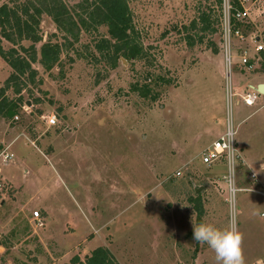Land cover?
Masks as SVG:
<instances>
[{
  "label": "rangeland",
  "instance_id": "rangeland-1",
  "mask_svg": "<svg viewBox=\"0 0 264 264\" xmlns=\"http://www.w3.org/2000/svg\"><path fill=\"white\" fill-rule=\"evenodd\" d=\"M61 1L72 10L80 0ZM127 1L144 60L118 59L109 69L93 49L106 36L100 26L81 31L76 43L63 47L51 70L31 64L36 75L22 77L20 95L5 92L11 100L20 98L21 106L16 120L0 118V152L11 154L0 161V264H65L73 256L83 261L100 246L118 264H217L207 244L192 240L196 223L189 200L196 195L201 223L223 229L234 214L245 264H264V172L250 162L256 160L253 149L248 164L239 149L233 179L241 191L233 211L224 167L199 162L200 152L224 130L227 68L218 9L212 0ZM249 1L255 2L253 9L262 2ZM206 8L212 10L215 32L186 47L182 26ZM253 9L238 23L242 38L230 37L231 84L241 94L264 75V61L252 50L253 39L264 41V20ZM36 33L41 38L36 51L45 41L65 45L44 14ZM208 41L216 54L206 47ZM29 45L16 41L13 48L23 55L18 46ZM242 51L250 67L239 65ZM9 73L0 59V86ZM143 84L156 94L154 101L131 90ZM261 102L264 97L255 103ZM253 109L232 108L237 148L241 136L247 143L254 131L259 114L241 121ZM48 116L55 117L51 127L45 125ZM32 211H38L41 225Z\"/></svg>",
  "mask_w": 264,
  "mask_h": 264
},
{
  "label": "trees",
  "instance_id": "trees-1",
  "mask_svg": "<svg viewBox=\"0 0 264 264\" xmlns=\"http://www.w3.org/2000/svg\"><path fill=\"white\" fill-rule=\"evenodd\" d=\"M207 1V0H203ZM218 9L219 34L221 19V0H212ZM8 5H0V59L9 68L10 73L0 87V118L11 120L21 106V99L11 100L5 96L7 90L13 94L20 95V80L26 77L33 80L36 75L31 64L38 63L44 71L51 70L59 64V56L63 47H71L76 43L81 31H97L98 27L105 29L106 36H100L93 44L94 51L98 54V60H104L109 69L115 67L116 61L144 60L145 52L138 42V36L132 23V14L127 0H80L74 5L78 8L75 12L68 9L61 0H11ZM231 13L234 9H240L235 0H231ZM207 12L198 14L196 19L191 20L187 26H182L184 42L186 47H193L194 43H201L204 33L215 32L209 23L210 8ZM50 18L55 29L62 35L65 45L45 41L40 44L36 51L34 44L41 41L36 33L38 18L42 15ZM233 28H238V22L231 19ZM194 34H191L193 33ZM197 33H200L198 36ZM29 40L30 45L26 48L18 46L23 55H20L15 48L16 41ZM12 45L11 48L4 49L2 43ZM206 47L213 54L217 53V48L213 42H206ZM260 59H264V53H260ZM250 65V64H248ZM264 68V64H262ZM159 81L161 79H158ZM150 81V80H149ZM163 81V80H162ZM132 91H136L142 98L155 100L154 94L148 84L133 85ZM192 203L195 223H201L203 210L199 195L189 200ZM65 264H118L107 248L100 246L94 248L88 255L80 261L77 256L70 258Z\"/></svg>",
  "mask_w": 264,
  "mask_h": 264
},
{
  "label": "built area",
  "instance_id": "built-area-1",
  "mask_svg": "<svg viewBox=\"0 0 264 264\" xmlns=\"http://www.w3.org/2000/svg\"><path fill=\"white\" fill-rule=\"evenodd\" d=\"M239 6L238 9H234L231 13L230 0H221V19H220V39H221V48L224 53V58L226 62L227 71L224 76V130L218 135L207 147H205L200 152L199 162L204 166H211L215 164H221L224 167V176L223 179L227 184L228 188V203L231 211L234 210V196L235 193L241 191V189L235 188L234 185V171L236 163L241 159L238 148L235 144V134L237 125L233 123L232 117V108L239 104L247 108L254 107L257 99L262 95L258 93L254 87L250 85H245V93H237L234 87L231 84V71H230V37L234 36L241 39V34L239 28H233L231 24V19L240 23L243 19L248 18V10L255 5V2H250L249 0H235ZM257 1V0H256ZM249 2V7H246V3ZM259 7V8H258ZM255 7L253 12L257 14L262 20H264V0H262L261 5ZM254 51L255 53H264V42H258L253 39ZM246 52L242 51L240 56V66H245L247 64L245 58ZM260 59V58H258ZM264 61V59H263ZM248 67L250 65L247 64ZM14 120L17 119L16 116L13 117ZM55 117L48 116L46 117L45 125L51 127L55 124ZM11 158V154L6 151L0 152V161L5 162ZM180 173L177 172L176 176ZM231 176V184L226 179ZM250 178L255 179L254 175H250ZM1 188V185H0ZM31 217L35 219L36 225H41L38 211H32ZM260 264V263H255Z\"/></svg>",
  "mask_w": 264,
  "mask_h": 264
},
{
  "label": "clouds",
  "instance_id": "clouds-1",
  "mask_svg": "<svg viewBox=\"0 0 264 264\" xmlns=\"http://www.w3.org/2000/svg\"><path fill=\"white\" fill-rule=\"evenodd\" d=\"M231 184V176L226 178ZM192 240L207 244L215 253L217 264H245L243 235L236 227V216L230 213L228 225L218 229L211 224H192Z\"/></svg>",
  "mask_w": 264,
  "mask_h": 264
},
{
  "label": "crops",
  "instance_id": "crops-1",
  "mask_svg": "<svg viewBox=\"0 0 264 264\" xmlns=\"http://www.w3.org/2000/svg\"><path fill=\"white\" fill-rule=\"evenodd\" d=\"M257 21H254L253 19H252V24L254 25L255 23H256ZM255 40L256 41H258V42H264V41H262L260 38H258V37H256L255 38ZM253 50V53L255 54V57H257V58H259L260 57V53L259 54H257V53H255V51H254V48L252 49ZM260 60H262V59H260ZM259 78H261L260 80H259ZM250 84H246V85H252V86H256V85H258V84H253L252 82H249ZM257 83H260V84H264V75H262V76H260V77H258V81H257ZM1 84V83H0ZM2 86V85H1ZM0 86V87H1ZM261 97H264V95H261L259 98H261ZM255 107H257L256 109H255ZM252 108H254L253 110H252V113H250L247 117H245L244 119H242L241 121H247L250 117H251V115H253V114H259L258 116V118L257 119H255V120H253V121H256V123H254V124H252V126L254 127V125H256L255 127H254V131H252V133H249L248 134V136L250 135V137L251 138H249L248 137V142L247 143H245L244 142V139H243V136H241V140H240V142H239V145H238V150L241 148V147H243V152L245 153V155H246V157H248V160L246 159V162H247V164L248 163H250V162H253V163H255V165L259 168V170H262L263 172H264V162H262V161H260V160H263L264 159V102H261V103H259V104H257L256 105V103L254 104V107H252ZM2 119V118H1ZM258 129H259V131H258ZM258 134V135H257ZM220 135V134H219ZM256 138V139H255ZM215 139V138H214ZM213 139V140H214ZM254 140L256 141V142H258V144L257 145H255L253 142H254ZM212 142V141H211ZM210 142V143H211ZM251 149H253V151H254V156L256 157V160H258V161H256L255 159L253 160V161H250L251 159H249V155L250 154H247V152L248 153H250L252 150ZM249 150V151H248ZM257 157H259L260 159H257ZM250 161V162H249ZM215 165H217V164H215ZM250 167V166H249ZM251 174H253V172L251 173ZM255 177V176H254ZM262 183L264 184V182L262 181ZM219 184V183H218ZM263 184H261V189H263L264 188V185ZM217 187H219L218 185H217ZM215 188V187H214ZM46 216H47V213H46Z\"/></svg>",
  "mask_w": 264,
  "mask_h": 264
},
{
  "label": "water",
  "instance_id": "water-1",
  "mask_svg": "<svg viewBox=\"0 0 264 264\" xmlns=\"http://www.w3.org/2000/svg\"><path fill=\"white\" fill-rule=\"evenodd\" d=\"M254 89L260 93V94H264V84H258L254 87Z\"/></svg>",
  "mask_w": 264,
  "mask_h": 264
}]
</instances>
